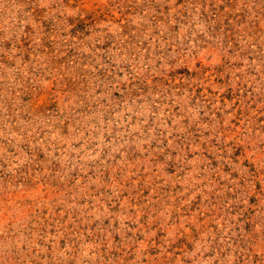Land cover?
Masks as SVG:
<instances>
[{"label": "rangeland", "instance_id": "obj_1", "mask_svg": "<svg viewBox=\"0 0 264 264\" xmlns=\"http://www.w3.org/2000/svg\"><path fill=\"white\" fill-rule=\"evenodd\" d=\"M0 264H264V0H0Z\"/></svg>", "mask_w": 264, "mask_h": 264}]
</instances>
